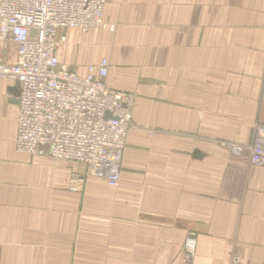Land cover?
Here are the masks:
<instances>
[{
    "label": "crops",
    "instance_id": "obj_1",
    "mask_svg": "<svg viewBox=\"0 0 264 264\" xmlns=\"http://www.w3.org/2000/svg\"><path fill=\"white\" fill-rule=\"evenodd\" d=\"M104 20L57 54L81 75L106 58L133 96L119 183L17 151L20 89L0 79V264H184L188 234L189 264H264V167L219 145L264 125V0H106Z\"/></svg>",
    "mask_w": 264,
    "mask_h": 264
},
{
    "label": "built area",
    "instance_id": "obj_2",
    "mask_svg": "<svg viewBox=\"0 0 264 264\" xmlns=\"http://www.w3.org/2000/svg\"><path fill=\"white\" fill-rule=\"evenodd\" d=\"M105 3L0 0V41L16 44L14 62L0 61V79L15 81L20 89L17 151L38 155L42 153L39 145L47 144L51 158L83 164L89 175L115 187L120 179L121 155L133 126V96L105 83L106 58L88 64L81 75L61 63L57 54L67 29L85 32L93 27L114 28L104 20ZM219 145L238 155L247 153L252 165L264 167V125H255L248 143L219 141ZM82 179L74 174L69 189L77 190ZM189 239L187 236L183 245L184 264H189L194 254V243Z\"/></svg>",
    "mask_w": 264,
    "mask_h": 264
},
{
    "label": "rangeland",
    "instance_id": "obj_3",
    "mask_svg": "<svg viewBox=\"0 0 264 264\" xmlns=\"http://www.w3.org/2000/svg\"><path fill=\"white\" fill-rule=\"evenodd\" d=\"M85 32H87V31H85ZM86 172H87V170H86ZM88 174V173H87ZM81 178H83L82 179V181L80 182V183H83L84 182V178H85V176L84 175H79ZM71 178H72V176L70 177V180H71ZM79 183V184H80ZM69 186H70V182H69ZM73 191V190H72ZM187 236H190V239H189V241H191V242H193L194 243V253H195V249H196V237L194 236V235H192V234H188ZM186 240V239H185ZM184 243H185V241H184ZM184 245V244H183ZM182 252H183V249H182ZM193 256H194V254H193ZM193 256H192V259H193ZM191 259V260H192Z\"/></svg>",
    "mask_w": 264,
    "mask_h": 264
},
{
    "label": "water",
    "instance_id": "obj_4",
    "mask_svg": "<svg viewBox=\"0 0 264 264\" xmlns=\"http://www.w3.org/2000/svg\"><path fill=\"white\" fill-rule=\"evenodd\" d=\"M109 116V113L108 112H106L105 113V117H108ZM47 148H49V147H47ZM198 151H196L195 153H197ZM199 153V152H198ZM198 156H199V154H198Z\"/></svg>",
    "mask_w": 264,
    "mask_h": 264
}]
</instances>
